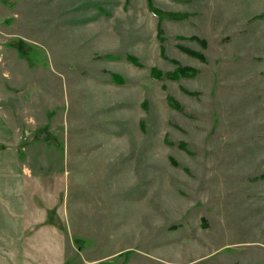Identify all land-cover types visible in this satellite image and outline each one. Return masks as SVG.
<instances>
[{
	"label": "rangeland",
	"instance_id": "obj_1",
	"mask_svg": "<svg viewBox=\"0 0 264 264\" xmlns=\"http://www.w3.org/2000/svg\"><path fill=\"white\" fill-rule=\"evenodd\" d=\"M0 264H264V0H0Z\"/></svg>",
	"mask_w": 264,
	"mask_h": 264
},
{
	"label": "trees",
	"instance_id": "obj_2",
	"mask_svg": "<svg viewBox=\"0 0 264 264\" xmlns=\"http://www.w3.org/2000/svg\"><path fill=\"white\" fill-rule=\"evenodd\" d=\"M147 6H148L149 10L151 11V13L153 15H155L159 20L163 18V17L161 18V15L159 14V11H157L156 9L151 7L150 1H147ZM166 16L168 17V20H173V21H178V20L183 19V17H181L180 15H176V14H173V13H170V14H168ZM160 31H161L160 30V25L157 23V26H156L157 38H158V36L160 34ZM149 74H150V77L155 79V80H161L163 78V76H162L163 74H161V72H159L155 68L150 69ZM194 74H195V71L192 68L185 67V66H179L175 70H173V71H171L169 73H166L165 77L168 80L175 81V80H177L179 78L192 77ZM167 102H168L169 107H171V108H173L175 110H180L178 107H176V105H174V106L172 105L170 98L167 99Z\"/></svg>",
	"mask_w": 264,
	"mask_h": 264
}]
</instances>
